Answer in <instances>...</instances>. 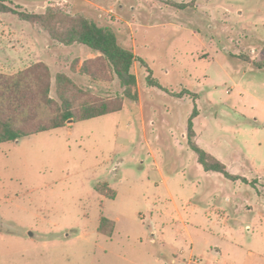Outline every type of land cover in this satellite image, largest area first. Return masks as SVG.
Listing matches in <instances>:
<instances>
[{
	"label": "rangeland",
	"instance_id": "obj_1",
	"mask_svg": "<svg viewBox=\"0 0 264 264\" xmlns=\"http://www.w3.org/2000/svg\"><path fill=\"white\" fill-rule=\"evenodd\" d=\"M5 2L83 15L145 65L121 110L0 143V264H264V0ZM96 55L0 12V72L43 62L54 98L57 73L121 93L80 73ZM194 106V140L248 182L197 163L183 137ZM103 181L114 199L94 190Z\"/></svg>",
	"mask_w": 264,
	"mask_h": 264
},
{
	"label": "trees",
	"instance_id": "obj_2",
	"mask_svg": "<svg viewBox=\"0 0 264 264\" xmlns=\"http://www.w3.org/2000/svg\"><path fill=\"white\" fill-rule=\"evenodd\" d=\"M173 5L183 8L187 4ZM0 12L12 13L22 21L39 25L51 39L62 45L77 43L88 47L97 55L83 61L80 73L93 81L116 78L122 89L120 94L112 97L99 96L77 85L69 75L57 73L54 98L50 94L51 72L43 62H35L11 74L0 72V143L59 128L69 120L77 122L114 113L122 109L125 99L138 100L136 76L131 68L135 61L142 65L145 61L120 45L109 27L99 26L80 14L71 15L57 6H48L44 12L35 13L0 0ZM148 72L149 84L165 90L150 78L149 68ZM184 93L180 92L176 97H182ZM197 114L194 106L185 130L186 144L194 152L197 163L205 172H217L227 179L246 182L244 177L228 172L224 163L196 143L193 119ZM94 190L111 199L116 197V190L106 181L95 183ZM114 226L112 220L101 217L98 231L110 236Z\"/></svg>",
	"mask_w": 264,
	"mask_h": 264
},
{
	"label": "crops",
	"instance_id": "obj_3",
	"mask_svg": "<svg viewBox=\"0 0 264 264\" xmlns=\"http://www.w3.org/2000/svg\"><path fill=\"white\" fill-rule=\"evenodd\" d=\"M196 136V135H195ZM183 137L185 138V134H183ZM194 139H196V137H194ZM196 141V140H195ZM197 143V142H196ZM197 161V160H196ZM202 168V167H201ZM239 176H241V175H239ZM242 177H244V176H242ZM245 179H246V182H248V180H247V178L246 177H244ZM227 179V178H226ZM228 180H230V179H228ZM231 181H233V180H231ZM193 262H196L195 260H193Z\"/></svg>",
	"mask_w": 264,
	"mask_h": 264
},
{
	"label": "water",
	"instance_id": "obj_4",
	"mask_svg": "<svg viewBox=\"0 0 264 264\" xmlns=\"http://www.w3.org/2000/svg\"><path fill=\"white\" fill-rule=\"evenodd\" d=\"M69 122H73L72 120H69Z\"/></svg>",
	"mask_w": 264,
	"mask_h": 264
}]
</instances>
